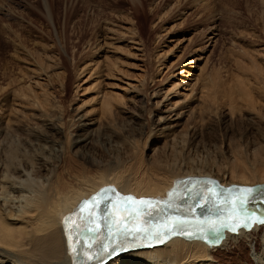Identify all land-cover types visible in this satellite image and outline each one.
<instances>
[{
    "label": "rangeland",
    "instance_id": "obj_1",
    "mask_svg": "<svg viewBox=\"0 0 264 264\" xmlns=\"http://www.w3.org/2000/svg\"><path fill=\"white\" fill-rule=\"evenodd\" d=\"M187 69H191L188 79H202L197 80L193 95L185 101L191 107L189 119L193 121L192 111L198 110L199 99L204 97V113L214 120L206 132L216 140L190 149L186 147L183 125L170 130V142L166 144L162 135H152L156 114L184 94L187 79L177 90L171 86L179 83V72L184 75ZM207 86L211 89L205 94ZM241 87L248 89L253 105L250 108L246 99L241 103ZM258 88L264 89V0H0V135L8 134L18 142L31 128H40L41 142L47 145L42 150L48 149L46 152L51 154L55 146L62 150L59 170L70 159L83 163L71 153L72 134L80 131L77 108L99 112V106L89 101L100 91L101 95L113 94L118 107L139 113V121L132 123L120 114L114 122L119 130L123 129L124 136L136 140L137 162L151 166L154 158L163 156L165 145V153L171 150V155L209 159L198 167L210 172L220 168L224 171V177L222 173L220 177L225 181L235 183L248 172L251 175L244 185H262L264 101ZM168 89L171 92L164 97ZM251 110L258 112L257 116L252 113L256 117L253 121L247 120ZM52 115L60 125L59 133L43 123ZM214 143L222 146L220 152H215ZM107 145L96 143L90 150L92 160L101 163L113 156L111 145ZM243 163L250 165L249 170ZM192 184L184 185L185 193L179 192L176 199L192 193ZM209 194L210 205L218 206L217 210L199 205L207 212L198 215L187 210L190 212L185 216L176 213V218L160 217L164 220L161 225L169 218L184 220L187 228L192 219L205 228L208 220L230 225L231 201L219 206L227 195L215 189ZM116 199L117 195H108L105 206L110 209V202ZM190 202L193 204V198L182 204L191 207ZM121 209V215H127L125 208ZM162 247H154L159 264L170 258ZM258 254L264 255V229L223 249L214 248V263H206L257 264ZM169 261L202 264L197 254L186 252Z\"/></svg>",
    "mask_w": 264,
    "mask_h": 264
},
{
    "label": "bare ground",
    "instance_id": "obj_2",
    "mask_svg": "<svg viewBox=\"0 0 264 264\" xmlns=\"http://www.w3.org/2000/svg\"><path fill=\"white\" fill-rule=\"evenodd\" d=\"M188 70L191 69H187L184 75L182 71L181 73L179 72L178 76L180 78L177 80L179 83H174L175 86H171L172 90H177L175 88H180L181 83L187 79L189 82L185 86V90H183L184 94L181 95L182 97L178 102H168L156 114L152 135H162L165 141L163 144H166L170 142V139H168L170 130L173 131L175 127L183 125L186 128V147L190 149L198 146V144H211L212 141L216 140H214L215 138H210L207 135L208 132H206L209 125L213 126L214 120L209 118V114L204 113V97L199 99L200 105L198 106L200 107L198 110L195 109L196 112L192 111L194 113L193 121L189 119L191 107L185 101L190 98L188 97L189 95H193L191 93L195 90L193 88L196 87L197 80L202 81V79H199L200 76H197L198 79L195 78L196 76L188 79L187 77L190 76L187 73L189 72ZM204 85L203 83L202 86ZM204 88L205 94L211 89L209 86ZM261 88L257 90H259V96L262 97L261 100L264 101V89L262 90ZM240 89L241 101L246 99V106L252 107L248 89L247 91L245 87ZM168 92L170 93L171 90H166L163 96H167ZM175 93L177 94L178 92ZM107 95H101L100 91H96L94 97L89 101V103L99 106V112H95V108H92L93 111L90 110V112L80 111L77 108V112L80 113L77 116L80 131L78 134H72L71 153L73 157L80 158L83 163H77L75 159H70L67 162V166H63L64 168L61 167L62 169L59 170V157L63 155L62 150L56 148V146L51 149L52 154L51 152H46L48 150L46 148V150H42L43 146L47 145L41 142L40 136L42 132L40 128H31L27 137H19L18 142H14L8 134H5L3 129V134L5 135H0V264H76V252H73L72 249L79 251L87 236L94 234L88 232L85 228V231L78 236L77 233L72 231L73 225L68 222V217L72 216L79 223L81 216L80 206L83 205L84 201L90 200L97 194L106 198L108 195H117L118 199L114 200V202L118 204L119 208H127L129 212L135 205L126 204V197H131L137 202L141 199L150 201L155 206L153 209H148L144 205L139 206L142 220H138L137 225L143 231L128 236L123 241L127 250L117 252V254L112 256H106L103 264H159L157 259L158 252L154 248L156 246H163V250L170 256L169 260L186 252L190 255L197 254L202 264L214 263L211 260V253L214 248L223 249L230 242H236V240L242 238L247 239L255 231L264 229V225H254L251 229H245L237 233L222 229L225 232L226 239L219 244H210L207 241L205 237L208 228L199 226V220H189V223H187V226L189 225L188 228L184 224L182 229L179 227L173 228L171 222L167 221L169 227L165 229L164 225H161V221L164 220L160 219V217H175L176 213L189 214L190 211L188 212L187 210H191V213L198 215L206 213V209L201 207L205 204V200L208 201L207 206L212 204L208 189H215V191L218 189L221 193H225L226 197L230 196V200L224 198L225 202L219 204L221 208L224 203L227 204L226 201L234 199L235 194L230 195L229 191L234 186L248 187L244 184H247L246 178L249 179L251 174L247 172L244 175H240L235 183L231 180L225 181L224 178H221L224 177V171L220 170V168L216 172H210L198 167L206 165L209 159L207 160L204 157H199L198 160L195 158L188 159V157L176 153L171 155V150L165 153V145L163 156L152 158L151 166L146 167L144 163L143 166L139 162L140 160L137 162L138 159L135 157L136 140L124 136L123 129L122 131L121 129L119 130L116 127L117 123L114 124L118 119L116 116L120 114L125 119L128 118L129 121H132V123L135 119L139 121V113H133L118 107L115 104L117 102L113 101L115 99V97L114 99L112 97L113 94ZM241 103L243 104V101ZM252 113H254L253 110L249 112L250 115L247 120L253 121V118L258 115V112H256L257 115L254 113L255 116L252 117ZM227 119L230 122L232 121L231 117ZM188 120H191V122H188ZM241 120L245 121V119ZM43 123L50 125L57 133L61 131L54 115L48 117ZM197 125L199 126V132ZM6 127H9V123L6 124ZM99 141L102 144L108 143L111 145L114 154L100 161L101 163L92 160L90 155V150ZM220 143L222 144L221 141ZM20 145L22 146L21 149ZM34 145L38 147L35 148L36 146L34 147ZM109 145H107L108 148ZM212 145L217 149L215 152L222 147L215 143ZM38 149H40V152L37 151ZM243 166L247 170L250 168L247 163H243ZM188 167L190 169H187ZM220 173L223 176L220 177ZM261 176L263 181L264 172ZM187 183H193V192H188L184 194L185 197L182 196L177 200V194L183 192L184 185H187ZM183 186L184 188L182 189ZM207 192L209 196L206 194ZM218 196H216L217 199H219ZM192 198L193 204L190 202L192 204L190 205L191 207H185L182 204L192 200ZM104 201L96 209V222L100 225L98 235L101 239L107 236L108 228L104 216L110 211L105 206ZM199 205L201 206L200 208L198 207ZM246 206L249 208L246 207L245 213L251 210L256 215L264 214L261 203ZM88 207L90 205L85 206V212L83 213L85 216L87 215ZM209 208H213L215 211L219 207L210 205ZM258 209L260 210L258 211ZM120 211L122 212V209ZM190 217L191 215L188 216V218ZM82 227L84 226L82 225ZM87 227H92V225ZM128 227L131 229L133 227L132 223L129 222ZM255 258L257 264H264V255L258 254ZM169 260L165 264H173ZM88 264H94V262H88Z\"/></svg>",
    "mask_w": 264,
    "mask_h": 264
},
{
    "label": "snow or ice",
    "instance_id": "obj_3",
    "mask_svg": "<svg viewBox=\"0 0 264 264\" xmlns=\"http://www.w3.org/2000/svg\"><path fill=\"white\" fill-rule=\"evenodd\" d=\"M207 191L211 192V189ZM230 195L235 194V198L231 201L232 213L229 216L233 222L231 225L223 222H217L215 220H208V231L206 232V239L210 244H219L226 239L225 232L222 229H227L231 233H237L245 229H251L254 225H264V214L256 215L254 212L245 213L246 205H257L264 201V185H257L252 187H239L234 186L229 190ZM106 197L97 194L90 200L84 201L80 206V222L72 216L68 217V222L73 225L72 231L80 236L85 228L88 232L94 235L87 236L85 243L79 251L72 249L76 252V264H88V262H94V264H103V260L106 256H112L117 252L126 251L123 241L130 235L143 231L141 227L137 225L138 220H142L140 215V205L146 206L148 209H153L155 206L150 201L139 200L138 202L131 197L125 198L126 204L135 205L132 207L131 212L127 208L124 212L127 215L120 214V208L117 203L110 202V211L105 214L104 220L108 228L107 236L101 239L98 235L100 232V225L96 222V209L103 202ZM205 200V204H207ZM90 205L87 208V215H83L85 212V206ZM237 206L239 211H237ZM150 214V213H149ZM243 214V215H241ZM173 228H183L184 221L179 219L169 218ZM132 223L133 227L130 229L128 223ZM82 225L84 227H82ZM92 225V227H87ZM169 224L166 222L164 228L167 229ZM95 248V250H93Z\"/></svg>",
    "mask_w": 264,
    "mask_h": 264
},
{
    "label": "water",
    "instance_id": "obj_4",
    "mask_svg": "<svg viewBox=\"0 0 264 264\" xmlns=\"http://www.w3.org/2000/svg\"><path fill=\"white\" fill-rule=\"evenodd\" d=\"M217 191H219V190L217 189ZM219 192H220V191H219ZM233 198H235V197H233ZM225 199H226V200H228V199L230 200V196L225 197ZM220 202L223 203L224 200H221ZM261 205H262V209H264V201L261 202ZM246 207H248V206H246ZM246 207H245V209H246ZM248 208H249V207H248ZM237 209H238V208H237ZM262 209H261V210H262ZM259 210H260V209H258V211H259Z\"/></svg>",
    "mask_w": 264,
    "mask_h": 264
}]
</instances>
